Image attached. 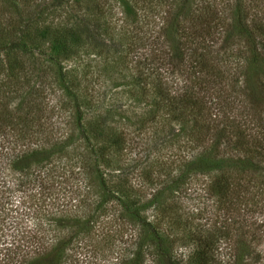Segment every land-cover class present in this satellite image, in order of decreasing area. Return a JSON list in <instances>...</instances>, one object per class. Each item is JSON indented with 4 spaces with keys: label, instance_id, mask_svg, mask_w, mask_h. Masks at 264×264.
<instances>
[{
    "label": "rangeland",
    "instance_id": "obj_1",
    "mask_svg": "<svg viewBox=\"0 0 264 264\" xmlns=\"http://www.w3.org/2000/svg\"><path fill=\"white\" fill-rule=\"evenodd\" d=\"M240 1L242 10L234 13L235 0H0V247L14 239L31 251L51 237L57 240L54 229H60L54 225H63L58 218L66 217L64 211L69 218L76 210L88 214L108 190L117 198L93 213L88 234L73 242L64 264L126 259L143 233L142 219L149 223L147 232L158 233L165 254L176 264H195V236L211 232L220 239L215 261L229 264L241 242L240 225L231 224L225 206L244 218L258 217L254 239L246 236L245 241L264 263V112L252 110L262 100L260 85L250 90L246 81L250 45L243 39L223 41L224 31L231 33L230 16L264 27V0ZM178 8L180 22L190 32L199 29L196 17L217 20L211 28L216 34L206 39L216 41L208 47L215 52L211 59L218 77L208 78L216 85L209 84L205 106L216 104L224 117L221 112L211 115L210 126L221 129L225 118H236L244 131L252 132L247 146L254 151L233 172L225 192L213 182L224 168L210 174L181 173L182 163L201 148L196 138L200 129L192 113L174 119L153 87L162 72L167 89L198 90L192 83L200 73L191 74L180 64L172 67L174 74L165 66L155 69L167 53L154 39L170 26ZM222 95L225 103H220ZM68 135L75 137L72 149L60 158L50 154L48 164L45 160V166L29 170L27 184L10 170L14 151L46 150L53 140ZM40 181L46 187L53 183L51 192L40 189ZM6 213L15 228L5 229ZM152 262L155 258L145 256L144 264Z\"/></svg>",
    "mask_w": 264,
    "mask_h": 264
},
{
    "label": "trees",
    "instance_id": "obj_2",
    "mask_svg": "<svg viewBox=\"0 0 264 264\" xmlns=\"http://www.w3.org/2000/svg\"><path fill=\"white\" fill-rule=\"evenodd\" d=\"M234 8V13L235 11L239 12L242 10V4L240 0H235ZM180 16L181 10L178 8L176 13L172 14L170 26L168 25V27H165V29H163L154 39L157 43V46L163 47L167 53L165 55L167 57L166 60L157 62L158 64L155 63L157 64L155 69L157 70L156 72H158V70H162V68L165 66L164 69L170 68L171 73L174 74L172 67L174 65L180 64V66L185 67L186 71H189L191 74L195 72L200 73L198 75H194L198 77H196V80H193L192 83L193 86H198V90L194 91L190 86H185V88L180 91L181 93H178L179 91L177 88L167 89L165 86H163L161 81L162 75L165 74H162V72L156 75V82L154 83L153 87L156 91L158 102L161 105L166 106V110H168L174 119H184L183 117L189 116V114L192 113V122L193 124L199 126L200 129L199 137L196 138L197 142H200L201 148L199 152L194 154L195 156L192 159H188L182 163L183 167L181 168V173H187L191 175L198 173L210 174L213 171H220L221 168H224L226 171H220V174L215 176L216 178L213 180V182L219 191L225 192L227 186L230 184L228 180L231 179V177H234L233 172L236 171V168H238L239 165L246 163L248 161V154L254 151V148L251 149L253 146H247V143L249 142L247 136H252V132L250 130L248 133L244 131V129L241 128V124L243 125V122L241 120L237 121L236 118H225V121L228 122L222 126L221 129H212V126H210V122L212 121L211 115L214 116V114H219L221 112V116L224 117V114L221 111L222 109L218 108L216 104L215 107L212 108L205 106L206 102H208L205 94L207 93V98L210 96V91L208 92L209 84L216 85V83H211V80L208 78H211V76L218 77V74L216 75L213 73V71H216L217 73V69L215 63H212L211 59L213 58L215 60V58L212 56L215 52H212V50L209 48L211 45L209 42L214 43L215 40L207 41V36L209 34H216V32L212 31L211 28L214 26L217 20H213V18L209 20L210 16H206L205 18L196 17V22L200 23L199 29H193L195 31L190 32L188 27H184L186 23L180 22ZM187 24L192 25L189 21ZM228 24L231 25V33L229 34V32L226 30L224 31L223 34L225 35L223 36V41H225V43H228L229 39L234 38L237 40L243 39L245 45H250L247 55L248 75L246 77V81L248 85L251 86L250 90H255L257 85H260V91H258V95L262 97V100L259 101L256 98L257 101L255 104L257 107L253 108L252 110L254 113L261 114L264 112V94L263 89L261 88L264 86V27L254 23H250L248 25L245 18L235 17V15L230 16ZM199 32H201L200 35L203 33L202 35L204 36L202 37L198 35L200 40H195V37H197L196 33ZM71 33L73 32L69 31L68 35L73 36V39H75L74 34ZM198 48L202 51L195 53ZM163 49L161 50V53H163ZM187 51L190 52L191 57H189V59L191 58V60L187 59V56L185 57ZM193 53L195 54L192 55ZM249 72H252L253 75H250ZM203 74H205L204 77ZM144 81H146V79ZM212 89L213 88H210L209 90ZM254 95L255 94L253 92L252 96ZM221 102L225 103V95L221 96L220 103ZM261 116L263 117V114ZM79 118L80 117L78 115L77 119ZM3 123L4 122L2 120L0 122V129H2L4 125ZM216 127H218L217 124ZM74 141L75 137L68 135L67 138H62V140H53L51 142L52 145L46 150L33 149L31 153L30 149L27 152L24 151L23 153H21L19 150L14 151V154L10 159L11 166H9V168L13 172H18V175L21 178H25V182L27 184L30 171L34 172L38 169V166L41 168L42 166L48 164L46 158L49 157L50 154H56L57 157L60 158L61 154H65L67 149H72ZM119 144L120 142L116 144L117 147ZM118 148L121 147L119 146ZM227 150H230L231 154L236 153L237 156L235 158H231V156H229V154L226 152ZM101 158H103V155H101ZM45 160L46 164L44 165ZM229 169L232 170V172H229ZM245 171L246 169H243V173H245ZM37 173L40 175V172ZM39 186L40 189L51 192L53 183L46 187V184L40 181ZM109 198L114 199L117 197H115V195L110 191L105 190L104 194L98 196V201L89 207L87 212L88 214L85 215L78 213L79 211L76 210L77 215L72 214L73 216L71 215L72 217L69 218L70 212L64 211L66 217H60L64 219L58 218L59 222H64L63 225L57 223L54 225L56 229L60 230L57 231L53 228L54 231L59 232L60 238L51 241V237L49 242H41V244L32 248L31 251L26 250L24 245H21V243L16 245L14 239L10 241H4V245L0 247V264H64L67 259V250L73 247L71 245H73L74 241H78L79 239L86 237L85 235H87L90 230V218L94 216L93 213L101 208ZM17 204L18 203H16L15 208L19 207ZM87 206H89V204ZM230 207L231 209H229ZM230 207L225 206V208H228L226 211L228 214H230L229 219L231 224L233 225V223L236 222L237 225H240L239 229L237 230V237L241 242L237 244L239 247H237V250L232 253V258H230V260L227 262H229V264H264L261 262L259 256L257 257L252 255V247L250 248V245L245 241V239H248L247 237H249V239H254L252 230L256 228L255 220L258 219V217L256 218L251 216L252 220L250 219V216L244 218L239 215L240 212L237 209L235 210L232 208V206ZM16 213V216H18L20 215L21 211L17 209ZM137 213L138 209L135 210L134 214L137 215ZM3 218L6 224L5 229L9 230L17 226V224L13 225V221L10 220L8 213H6ZM262 218L264 219V216ZM3 222L2 224H4ZM139 222L141 224V230H143V233H141V237L135 240V248L128 252L126 259H124V257L121 255L123 258L120 257L119 261H116V264H144L145 256L146 258H155V264H176L171 258L170 253L165 254L166 247H164L163 240L161 241V238H158V233L150 228L147 232L146 226L149 227V223L147 224L144 219L139 220ZM252 226L254 227L251 229ZM35 228L37 231L39 226H35ZM214 235L215 233L211 232L205 234L198 233V235L195 236V247L197 251L195 253V264H214V262L215 264L218 263V261H215V259L217 258L216 253L218 252L217 248L218 242L220 243V239ZM154 252L155 255L153 256L152 254ZM152 263L154 264V262Z\"/></svg>",
    "mask_w": 264,
    "mask_h": 264
}]
</instances>
